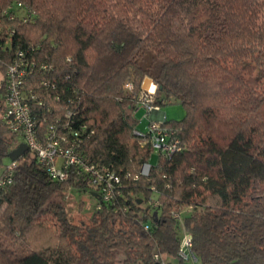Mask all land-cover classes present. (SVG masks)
Here are the masks:
<instances>
[{
  "label": "trees",
  "instance_id": "trees-1",
  "mask_svg": "<svg viewBox=\"0 0 264 264\" xmlns=\"http://www.w3.org/2000/svg\"><path fill=\"white\" fill-rule=\"evenodd\" d=\"M3 2L0 159L22 142L3 118L18 60L38 134L54 124L113 177L104 199L106 180L52 178L29 148L11 160L0 264H264V0ZM147 77L154 103L186 110L165 118L181 148L154 160L135 116ZM72 186L97 197L78 223L56 195Z\"/></svg>",
  "mask_w": 264,
  "mask_h": 264
},
{
  "label": "built area",
  "instance_id": "built-area-1",
  "mask_svg": "<svg viewBox=\"0 0 264 264\" xmlns=\"http://www.w3.org/2000/svg\"><path fill=\"white\" fill-rule=\"evenodd\" d=\"M6 72V108L3 118L8 128L19 134L27 148L35 153L38 162L45 166L52 178L65 180L68 178L70 170L75 168L79 173H86L93 185L102 184L106 180L100 192L104 199L110 198L112 195L110 180L113 175L107 173V177L104 178L94 164L82 157L74 141L59 133L54 124H49L42 135L38 134L30 101L34 96L23 83V76L26 73L23 63L18 60L10 63ZM158 105L154 103L153 89H142L137 99L136 109H142L145 114L151 111H158L161 114L158 119H150L145 128L151 147L156 153L170 157L181 148L180 141L174 128L165 122L166 116L164 112L161 113ZM13 167L14 162L11 161L6 172L0 177V185L11 180ZM149 167V163L144 162L140 172L148 174ZM113 179L117 181L116 176ZM173 216L178 217L179 213L174 212ZM190 246V235L184 233L179 253L185 257Z\"/></svg>",
  "mask_w": 264,
  "mask_h": 264
},
{
  "label": "rangeland",
  "instance_id": "rangeland-1",
  "mask_svg": "<svg viewBox=\"0 0 264 264\" xmlns=\"http://www.w3.org/2000/svg\"><path fill=\"white\" fill-rule=\"evenodd\" d=\"M5 1V0H4ZM3 0H0V10H3ZM21 12V9H19ZM1 70H0V85H1ZM149 82L151 79L147 77L145 79ZM159 110L165 113L168 120H180L184 117L186 110L184 105L177 100H168L165 103L158 105ZM135 116L140 119L138 122V128L145 129L147 123L149 122V116L144 113L143 110H137ZM157 157V153H152V160ZM11 163V159L7 155H3L0 159V173L1 171ZM58 197H61L65 204V211L68 217L75 223L82 220H87L88 216L92 213L97 197L93 195L90 190L83 189L80 187L72 186L65 191L56 192Z\"/></svg>",
  "mask_w": 264,
  "mask_h": 264
},
{
  "label": "water",
  "instance_id": "water-1",
  "mask_svg": "<svg viewBox=\"0 0 264 264\" xmlns=\"http://www.w3.org/2000/svg\"><path fill=\"white\" fill-rule=\"evenodd\" d=\"M26 149H27V145L25 142L22 141L16 147H14L10 151H8L6 153V155L11 160H16Z\"/></svg>",
  "mask_w": 264,
  "mask_h": 264
},
{
  "label": "crops",
  "instance_id": "crops-1",
  "mask_svg": "<svg viewBox=\"0 0 264 264\" xmlns=\"http://www.w3.org/2000/svg\"><path fill=\"white\" fill-rule=\"evenodd\" d=\"M153 85L154 84H153L152 80H150L149 82H147L146 80L144 81V88H152ZM140 110H142V109H140ZM161 113H162V111H161ZM147 115L149 116L150 119H158L161 116V114L158 111H151ZM138 120H140V119H138Z\"/></svg>",
  "mask_w": 264,
  "mask_h": 264
}]
</instances>
